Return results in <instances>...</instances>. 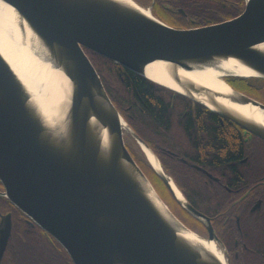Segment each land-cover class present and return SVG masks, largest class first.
<instances>
[{
    "label": "water",
    "instance_id": "water-1",
    "mask_svg": "<svg viewBox=\"0 0 264 264\" xmlns=\"http://www.w3.org/2000/svg\"><path fill=\"white\" fill-rule=\"evenodd\" d=\"M14 15L3 28L57 71L60 91L41 101L0 50V181L3 195L66 251L73 264H226L167 206L129 151L127 133L150 150L154 173L174 199L204 220L207 240L222 245L209 217L176 194L151 148L111 101L84 48L226 117L264 140V102L225 78L264 79V0H244L238 15L175 27L135 0H0ZM15 31L18 33H15ZM233 61L253 74L224 72L228 94L188 73ZM169 71L164 83L146 67ZM57 93V92H56ZM39 96V95H38ZM246 106L243 112L224 101ZM55 109L48 117L47 108ZM146 157V156H145ZM0 227V259L10 235ZM204 239V238H203ZM224 253V252H223ZM225 255V254H224ZM227 257V256H225Z\"/></svg>",
    "mask_w": 264,
    "mask_h": 264
},
{
    "label": "flooded vegetation",
    "instance_id": "flooded-vegetation-1",
    "mask_svg": "<svg viewBox=\"0 0 264 264\" xmlns=\"http://www.w3.org/2000/svg\"><path fill=\"white\" fill-rule=\"evenodd\" d=\"M135 1L142 7L150 9L160 20L175 27H194L223 21L238 15L244 9V0H209L212 2V6H210L211 2L209 4L201 2L203 5L200 3L199 5H208L205 11L213 13L214 16L199 17L191 15L196 10V8L193 9V6H197L199 0ZM216 4L219 7H215ZM237 10L236 15H230V13ZM217 16L219 17L217 18ZM228 78L225 79L234 87V80L230 82ZM172 103L177 106V111L182 112L180 122L173 123L171 133L161 131L153 136L152 150L162 169L189 203L197 211L209 217L212 231L216 235V232H233V224H235L237 232H264V140L245 131L230 119L210 111L198 102L187 98L186 100L172 99ZM188 112H190V117L186 116ZM198 120L207 126L215 121L220 126H227L232 129L238 136L241 146V152L238 155V177L231 172L226 178V172L219 165V161L214 158L215 151L208 149L206 146L208 143L206 132L201 133L204 138L201 146L204 147L205 156L203 153L197 156L193 149H185L179 144L178 138L187 135L188 124ZM125 143L127 142L125 141ZM127 147L137 162L134 149ZM243 163L249 165L243 166ZM138 165L143 169L139 162ZM188 175H190L189 178L192 177L195 180L193 183H187ZM153 178L155 179L154 183L160 189L158 193L167 204L169 202H167V198H169L172 212L187 227L207 239L208 229L204 220L183 208L171 195L164 181L155 173ZM187 186H192L195 189H199V187L208 189L216 200L208 205L211 207H207L203 202L205 198L200 197L204 204L200 203V200L193 202L187 198L188 192L184 190L188 189ZM163 190L167 193V198ZM3 192L4 187L0 181V227L7 218L10 221V235L5 251L9 242L13 240L15 232H27L37 240L50 236L5 197ZM220 195L222 198H217ZM20 235L18 233V236ZM242 245L245 246L243 243ZM235 246H241L239 241L235 240ZM235 256L237 255L235 254Z\"/></svg>",
    "mask_w": 264,
    "mask_h": 264
},
{
    "label": "trees",
    "instance_id": "trees-1",
    "mask_svg": "<svg viewBox=\"0 0 264 264\" xmlns=\"http://www.w3.org/2000/svg\"><path fill=\"white\" fill-rule=\"evenodd\" d=\"M201 2L209 4L211 1H197V6H193V9L196 8V10L191 15L199 17L214 16L213 13L205 11L208 5L202 6ZM199 3L202 5H199ZM210 6H212V2ZM216 6L219 7L217 4ZM237 13L238 10L233 11L230 15H236ZM84 50L99 74L113 104L132 129L152 150L154 134L156 135L161 131L171 133L173 123L179 121L182 116V112L177 111V106L172 103V99L186 100L187 98L148 78L127 70L109 58L87 48H84ZM228 80L230 82L234 80L235 86H233L238 90L264 102V79L230 77ZM186 116L190 117V112ZM188 125L187 135L178 138L179 144L185 149H193L197 156H200V153L204 155V147L201 146L204 138L201 133L206 132L208 136L206 146L208 149L215 151L214 158L219 161V165L226 172V178L231 172L238 177V155L241 152V146L239 138L233 130L227 126H220L215 121L210 126L199 120ZM126 144L134 149L137 163L139 162L143 169L153 177L154 171L136 142L133 140L132 144ZM246 165L249 164L243 163V166ZM189 176L186 179L187 183H193L195 180L192 177L189 178ZM228 180L230 181V179ZM187 188L184 189L188 192L187 198L193 202L200 200V203H205L207 207H211L208 205L216 200L208 189L200 187L195 189L192 186H187ZM200 197L205 198L204 203ZM217 198L221 199L222 196L220 195ZM236 230V226L233 224V232H216L218 239L222 240L232 253L230 264H264V232H237ZM18 233L21 234V237L18 236ZM235 240L239 241L241 246H235ZM235 252L238 253V256H235ZM0 264L73 263L66 251L54 238L45 236L42 240H37L27 232H15L14 238L9 242Z\"/></svg>",
    "mask_w": 264,
    "mask_h": 264
},
{
    "label": "bare ground",
    "instance_id": "bare-ground-1",
    "mask_svg": "<svg viewBox=\"0 0 264 264\" xmlns=\"http://www.w3.org/2000/svg\"><path fill=\"white\" fill-rule=\"evenodd\" d=\"M17 17L14 11L9 10L4 7L0 3V50L2 54L6 57V59L10 62L11 66L15 68L16 72L20 75V77L24 80L26 85L33 91V93L40 99L41 101L50 98L53 99V94H59L60 85L57 71L54 70L47 62L42 61L30 47V45L24 46L15 44L8 36L7 32L3 28L9 24H13L11 22V17ZM18 36V33L15 31ZM224 72H234L243 76H250L253 72L241 65L239 63L233 61H225L220 67H206L204 69H194L189 71V75L193 78L197 79L201 83L210 87L212 90L218 92L221 96H225L228 94V88L226 84L223 82L222 74ZM146 75L149 78L157 79L164 83H171L169 81V71H165L162 68H157L156 66L146 67ZM57 92V93H56ZM39 95V96H38ZM226 104L233 108L240 109L243 112L249 111L252 112L246 106H238L235 104H231L228 102V99L224 98ZM46 111L48 117H55V109L47 108ZM255 116L258 120H260L264 124V113H256ZM144 153L149 162L156 167L157 161L154 158L153 154L147 148H144ZM171 181V180H170ZM171 186L175 190L176 194L180 196V191L176 187V185L171 181ZM188 236L196 238L202 244H204L213 254H215L222 262L226 263V257L220 247L213 240H207L200 238L198 235L188 232Z\"/></svg>",
    "mask_w": 264,
    "mask_h": 264
},
{
    "label": "rangeland",
    "instance_id": "rangeland-1",
    "mask_svg": "<svg viewBox=\"0 0 264 264\" xmlns=\"http://www.w3.org/2000/svg\"><path fill=\"white\" fill-rule=\"evenodd\" d=\"M124 138H125V141L127 142V143H129V144H132L133 143V139L127 134V133H125L124 134ZM143 170V169H142ZM144 172H146L145 170H143ZM146 175L148 176V178L150 179V181L152 182V184L154 185V187H155V189L158 191V190H160L159 188H158V186H156V184L154 183V178L153 177H151V175H149V173H147L146 172ZM164 191V190H163ZM165 192V191H164ZM166 193V192H165ZM166 198H167V193H166ZM169 201V202H168ZM167 202H168V204H167V206L170 208V206H171V203H170V200H169V198H167ZM172 207V206H171ZM172 211V210H171ZM255 233H257V232H255ZM221 242H222V245H220V244H218L217 243V246L218 247H220L221 249H222V251L224 252V254H225V256H227L226 257V262H227V264H230V256H231V251L228 249V247H226V245L224 244V242L222 241V240H220ZM235 254L238 256V253L237 252H235Z\"/></svg>",
    "mask_w": 264,
    "mask_h": 264
}]
</instances>
